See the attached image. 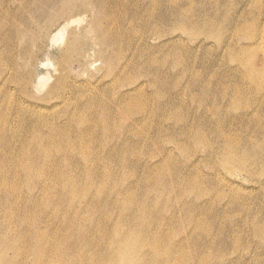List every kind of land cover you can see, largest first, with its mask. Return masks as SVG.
I'll return each instance as SVG.
<instances>
[{
  "label": "rangeland",
  "instance_id": "374dc122",
  "mask_svg": "<svg viewBox=\"0 0 264 264\" xmlns=\"http://www.w3.org/2000/svg\"><path fill=\"white\" fill-rule=\"evenodd\" d=\"M129 259L264 264V0H0V264Z\"/></svg>",
  "mask_w": 264,
  "mask_h": 264
},
{
  "label": "bare ground",
  "instance_id": "6f19581e",
  "mask_svg": "<svg viewBox=\"0 0 264 264\" xmlns=\"http://www.w3.org/2000/svg\"><path fill=\"white\" fill-rule=\"evenodd\" d=\"M76 19H73V20H71V22L70 21H67L66 23H65V25L66 26H63V28H67V26H68V24H71L72 22H74ZM62 29V28H61ZM66 31V30H65ZM59 35V37L60 38H62L63 37V33H61V30L60 31H58L56 34H54L53 35V39H56L57 38V36ZM42 85V84H41ZM123 254H125V255H128L126 252H124V251H121ZM126 259H128V258H126ZM128 261V260H127ZM129 261H130V264H137V260L136 259H129Z\"/></svg>",
  "mask_w": 264,
  "mask_h": 264
}]
</instances>
